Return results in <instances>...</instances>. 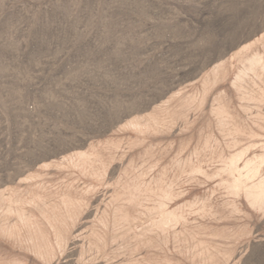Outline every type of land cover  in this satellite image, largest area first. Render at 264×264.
<instances>
[{"label": "rangeland", "instance_id": "1", "mask_svg": "<svg viewBox=\"0 0 264 264\" xmlns=\"http://www.w3.org/2000/svg\"><path fill=\"white\" fill-rule=\"evenodd\" d=\"M0 264H264V0H0Z\"/></svg>", "mask_w": 264, "mask_h": 264}]
</instances>
